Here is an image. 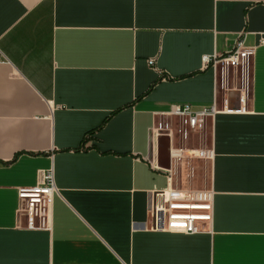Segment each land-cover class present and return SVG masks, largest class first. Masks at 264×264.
<instances>
[{
  "label": "crops",
  "instance_id": "0c3cea01",
  "mask_svg": "<svg viewBox=\"0 0 264 264\" xmlns=\"http://www.w3.org/2000/svg\"><path fill=\"white\" fill-rule=\"evenodd\" d=\"M243 32L245 110L217 114L212 160L186 167L214 193L211 232L151 231L154 193L181 189L183 168L154 128L176 125L173 104L220 103L201 57ZM262 38L264 0H0V264H264ZM50 168L49 229L23 228L16 191Z\"/></svg>",
  "mask_w": 264,
  "mask_h": 264
},
{
  "label": "built area",
  "instance_id": "2783aa9c",
  "mask_svg": "<svg viewBox=\"0 0 264 264\" xmlns=\"http://www.w3.org/2000/svg\"><path fill=\"white\" fill-rule=\"evenodd\" d=\"M244 38L245 32L239 34L227 53L201 57L202 69L210 68L215 73L220 103L214 101L209 107L201 109H194L189 104H173L163 117L176 120V125L167 119H161L154 128L157 134H165L170 138L176 136L178 145L171 150L174 164L181 160L190 162L193 159L211 161L213 150L211 147L206 148L205 144L206 133L215 116L220 113L244 112L250 95L251 61L256 50V46H246ZM260 45H264L263 38L260 39ZM148 65L154 67V61L148 60ZM155 70L160 77L163 76V72L157 68ZM232 91L238 93V110L228 108L227 95ZM194 135L199 138V143H193L195 148L185 147L189 146V137ZM168 175L170 180V172ZM55 191L51 168L38 172L34 186L17 189V215L18 218H23V228L49 229ZM147 214L151 231L181 235L210 233L214 214V193L206 188L177 189L171 186L154 193Z\"/></svg>",
  "mask_w": 264,
  "mask_h": 264
},
{
  "label": "rangeland",
  "instance_id": "374dc122",
  "mask_svg": "<svg viewBox=\"0 0 264 264\" xmlns=\"http://www.w3.org/2000/svg\"><path fill=\"white\" fill-rule=\"evenodd\" d=\"M196 141V142H195ZM191 143H199V138L194 135V136H191L189 137V140H188V144L191 145ZM186 164H189V162H186L183 160L182 162V165H183V168H182V173L180 174L179 176V186L181 189H186L188 186L192 185L195 187V189L197 188H202V186H204L205 184V180H206V174L204 173V168H202V166H198L197 170L198 171V174L197 176L194 178V180H192V177L190 175V172H189V175L186 176V173H187V169L186 167L189 169V166Z\"/></svg>",
  "mask_w": 264,
  "mask_h": 264
},
{
  "label": "water",
  "instance_id": "95a60500",
  "mask_svg": "<svg viewBox=\"0 0 264 264\" xmlns=\"http://www.w3.org/2000/svg\"><path fill=\"white\" fill-rule=\"evenodd\" d=\"M236 92L235 91H232V92H230L228 95H229V97L231 96V95H233V94H235ZM238 94V93H237ZM228 108H229V110H238V108H232L231 106H230V104H229V100H228ZM166 169H168V166L166 167Z\"/></svg>",
  "mask_w": 264,
  "mask_h": 264
}]
</instances>
